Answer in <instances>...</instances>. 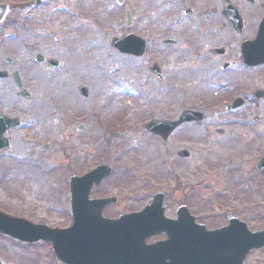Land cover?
Segmentation results:
<instances>
[{
	"label": "rangeland",
	"instance_id": "rangeland-1",
	"mask_svg": "<svg viewBox=\"0 0 264 264\" xmlns=\"http://www.w3.org/2000/svg\"><path fill=\"white\" fill-rule=\"evenodd\" d=\"M114 3L115 0H109L106 5L97 0L84 3V7L90 9L86 13H93L92 16L96 10L91 11L92 8L100 6L101 11L93 16L97 19L95 24L87 20L82 26L83 40H78L82 52L72 54L77 67L58 71L52 76L50 72L44 74L38 69L30 73L33 68L29 67V61L25 62L29 67L25 73V86L34 96L28 103L32 111L26 119L30 120L31 126L36 124L33 133L39 137H32L30 143L28 136L23 140V133L12 135L13 144L0 158V211L31 223L64 229L71 224L69 178L81 176L96 164L105 162L113 167V173L100 190L91 195L107 193L126 201V195L131 194L134 199H131L134 203L128 205L131 208L106 210L105 216L114 218L141 209L162 187L167 189L165 193L170 203L185 195L192 196L198 215L211 218L210 227H214L215 218L222 216L226 207V212L236 210L248 219L252 229L264 226V196H243L241 189L245 190L248 185L237 183L233 170L242 165L232 160L230 166L223 160L225 145L210 131L216 127L209 126L214 114L208 113L209 122L182 126L167 144L146 131V122L152 118L146 110L156 108L151 110L157 115L162 116L164 111L176 118L180 109L184 111L194 105L189 97L192 92L182 85L185 82L175 80L170 84L165 80L160 83L144 69L154 57L162 63L163 51L159 42L166 35L178 39L183 30L184 39L191 48L198 47L200 35L196 25L190 24V20L181 22L179 10L184 6L183 0H129L126 7H117ZM127 9L133 17L130 27L126 26L123 16ZM108 28L115 29L117 38L124 32L142 36L148 41L153 56L145 53L142 58H135L119 53L111 47ZM191 48L180 53L186 58V64L193 61ZM66 63L72 65L68 60ZM212 65L207 61L205 64L195 62L198 73L192 85L197 84L195 79L213 85L215 71ZM137 66L140 72L135 70ZM85 83L91 84L88 99L81 98L77 92L78 85ZM208 84L196 87V94L213 90ZM9 96L14 99L12 94ZM3 108L9 113L17 110L12 106L8 109L7 105ZM91 110H99L97 113L104 117H85ZM73 115L84 116L87 120V127L81 134L76 131L78 122ZM224 120L227 124L230 122ZM127 121L136 129L124 128L116 133L117 137L112 135L114 131L109 134L105 131L118 128ZM44 144L49 145L48 150L41 148ZM178 150L188 151L191 159L187 162L177 157ZM209 172L213 174L216 189L211 190V179L207 178ZM175 178H180L184 186L180 193H175ZM234 194L242 198L228 199ZM0 260L5 264H61L49 243L27 246L2 235ZM246 264H264V252L251 254Z\"/></svg>",
	"mask_w": 264,
	"mask_h": 264
},
{
	"label": "flooded vegetation",
	"instance_id": "flooded-vegetation-1",
	"mask_svg": "<svg viewBox=\"0 0 264 264\" xmlns=\"http://www.w3.org/2000/svg\"><path fill=\"white\" fill-rule=\"evenodd\" d=\"M94 1L96 0H0V115L5 119L16 117L20 119L16 128L6 129L4 138L8 140L9 146L13 144V134L23 133V140H26L28 136L27 139L30 143L33 138L39 137L33 133L36 124L31 126L30 120L26 119L27 114L32 111V107L28 103L34 100V96L25 86L27 69L32 67L30 73L38 69L44 74L50 72L53 76L58 71L68 70L72 66L77 67L73 63L72 54L78 55L82 52L78 40H83L82 26L87 24L90 15L86 13V11H90L89 6L85 8L84 3H93ZM97 1L106 5L109 0ZM183 2L184 6L179 10V15H181L182 22L190 20V24L196 25L198 35H200L198 47L191 48V44L185 41L182 30L178 34V39H174L173 42L162 44V41L159 43L160 46L163 45L161 46L162 63L154 57L152 62L144 65V69L148 71L149 76L160 83H164L165 80L170 84L175 80L179 83L185 82L182 85L187 86L186 90L192 92L189 97L194 102V105L187 110L198 113V116H189L190 121L195 122H188L183 126H198L209 122L208 113L214 114L210 117L212 125L209 126L216 125V127L211 128L210 131L218 137L219 142L221 141L225 145L222 153L223 160L230 166L232 160L242 165L233 168V170L236 172V182L243 186L244 184L248 185L245 190L241 189L244 193L243 196H264V175L259 167L260 163L264 161V96H261V99L255 97L257 91H264V42H261L258 49V52H262L263 55L259 58V64L255 66L246 62L242 49L243 46H247L258 37L259 26L264 20V0H183ZM123 3L128 4L129 0H124ZM99 7L91 9V11L96 9L93 16L96 17L100 13L101 8ZM190 48L193 53V61L186 64L184 62L186 58L180 56V53L190 50ZM148 55L151 56L150 52ZM48 60L54 61L53 64H49ZM67 60L72 63L71 66L67 65ZM26 61H29V67L25 64ZM200 61L204 64L206 61L213 64L212 67L215 71L212 76L213 85L200 83L197 79H195L197 84L192 85L194 77L198 73L195 62ZM154 64L158 66V73L153 67ZM135 70L140 72L138 66L135 67ZM14 76L18 80L19 86ZM85 84H79L77 92L81 98L88 99L91 95V84ZM202 84H208L213 90L207 91L203 95L196 94L194 89ZM80 86L87 88L88 95L86 97L81 93ZM170 87L172 86L170 85ZM23 91L26 94H23ZM11 94L14 99L9 96ZM194 96H198V98L192 99ZM5 105L8 109H11V106L16 107V112L9 113L3 108ZM151 109L146 110L152 116L146 123L175 121L179 115L172 118L170 113L162 111V116H159ZM180 110L181 113L182 109ZM151 111L153 112L151 113ZM225 118L230 121L228 124L225 122ZM83 127L86 128L85 125ZM175 134L174 132L166 140H163L162 136L155 137L163 144H167V141ZM3 156L4 153H1L0 158ZM208 174L207 178L211 179L213 185L210 184L211 190L212 188L216 189L217 187L214 188L215 183L212 181L213 174L211 172ZM174 187L175 193H180L184 187L180 178L174 179ZM95 190L99 191L100 189L96 188ZM166 190L160 189L159 191L163 192V208H165L166 218L170 220L176 219L178 209L186 207L189 215L196 218V223L204 225L209 230L222 228L228 224L230 218L235 217L248 225V219L242 217L238 211L232 210L224 212L225 217L219 215L218 218H215L214 227H210L211 218H202L198 215L196 206L192 202V196L175 197L177 202H174L173 199L170 203L169 197L165 193ZM109 197L105 193V195L99 194L96 198L106 199ZM120 198L116 197V203L107 205L103 211L131 208L128 205L134 203L132 202L134 199L129 196L126 201ZM234 198H242V196L234 194L228 199ZM223 217L224 219H222ZM248 226L252 232L264 231V226L254 229L250 225ZM160 239L158 238V240ZM258 251L264 252V249L251 254ZM251 254L247 256L245 264Z\"/></svg>",
	"mask_w": 264,
	"mask_h": 264
},
{
	"label": "water",
	"instance_id": "water-1",
	"mask_svg": "<svg viewBox=\"0 0 264 264\" xmlns=\"http://www.w3.org/2000/svg\"><path fill=\"white\" fill-rule=\"evenodd\" d=\"M260 27L258 39L242 48L250 65L260 62L255 60L259 57L258 46L264 40V20ZM143 44V40L130 35L114 41L112 46L121 53L139 57L144 51ZM53 62L49 61V64ZM261 96H264V91L257 92L256 97ZM188 114L193 115L190 112L183 114L176 123H169L166 129L159 123L150 124L147 128L166 140L178 125L186 122L183 117ZM3 133L0 129V137ZM7 147V141L1 140L0 149ZM178 154L189 159L184 151ZM261 171L264 174L263 167ZM109 172L104 165L82 178L71 179L72 227L52 230L0 213V233L28 244L51 242L54 254L63 264H242L251 249L264 246V239L261 240L264 233L251 234L237 220H230L228 227L214 232L196 225L194 218L182 209L177 212V220H167L163 214L161 193L138 214H128L117 220L104 219L102 209L115 200L90 201L88 195L91 187L104 180ZM161 234L167 238L147 245L146 240Z\"/></svg>",
	"mask_w": 264,
	"mask_h": 264
}]
</instances>
